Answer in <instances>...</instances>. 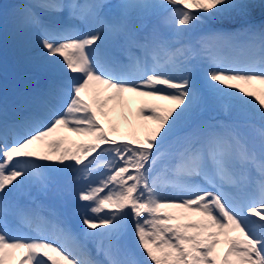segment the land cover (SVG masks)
<instances>
[{
	"label": "snow or ice",
	"instance_id": "snow-or-ice-1",
	"mask_svg": "<svg viewBox=\"0 0 264 264\" xmlns=\"http://www.w3.org/2000/svg\"><path fill=\"white\" fill-rule=\"evenodd\" d=\"M9 37L53 78L0 95V264H264V0H25Z\"/></svg>",
	"mask_w": 264,
	"mask_h": 264
},
{
	"label": "bare ground",
	"instance_id": "bare-ground-1",
	"mask_svg": "<svg viewBox=\"0 0 264 264\" xmlns=\"http://www.w3.org/2000/svg\"><path fill=\"white\" fill-rule=\"evenodd\" d=\"M115 3V1H113ZM12 45L16 49V54L19 52L21 53V56H16L15 60V68L18 72L20 81L26 86H32V85H42L46 80L53 78V73L50 71H46L43 69L38 60L36 59L37 53L33 50L32 46L28 42L27 37H21L15 40H12ZM29 70H34L36 72H40L44 74V76L39 75H29L26 76L24 73H26ZM14 90H19L16 85H14ZM160 104L167 105L169 102L167 101H158ZM140 105V98H136L132 100L128 106L127 109L124 110L123 116H126L128 120L133 121V115L134 112L139 108ZM113 122L117 124L122 131L126 130L128 125L126 121L123 119L122 116L119 114H116L113 117ZM73 139L79 140L83 138L74 137ZM46 203L51 202L50 200H46ZM21 231L24 234H29L30 230L24 226V228H21Z\"/></svg>",
	"mask_w": 264,
	"mask_h": 264
},
{
	"label": "rangeland",
	"instance_id": "rangeland-1",
	"mask_svg": "<svg viewBox=\"0 0 264 264\" xmlns=\"http://www.w3.org/2000/svg\"><path fill=\"white\" fill-rule=\"evenodd\" d=\"M24 2H25V0H3V3L6 5V9L8 11H11L13 6L24 3ZM9 38H11V37H9ZM9 40L10 39H8V41H7L6 49H4L3 52H0V95H3L4 91H6L7 94L9 92H11V95H12V88H13L12 84H14V82H15L14 78H16L18 75L14 69L13 64H12L14 52L12 50L13 49L12 44L10 43ZM27 74H34V71H29L28 73H26V75ZM198 79L200 81L203 80L202 69L199 70V72H198ZM16 83L19 86L21 85L20 82H16ZM254 87L259 89V88L264 87V86L255 85ZM11 95H9V97H11ZM227 101H230V100H227ZM227 103L232 104L233 102L230 101ZM223 104H224V101L212 100L211 98H207V94H206V103L203 106L204 116L206 118H208V117H211L213 115H220L221 113L223 114V112H222V105ZM138 107H140V105ZM136 112H137V110L134 112L133 121L138 119L135 115ZM105 126L107 127V124ZM100 171H103V169H101ZM124 236H127L129 243H133V244L135 243V236L133 234L132 228H128L127 231L125 232ZM149 264H150V262H149Z\"/></svg>",
	"mask_w": 264,
	"mask_h": 264
}]
</instances>
